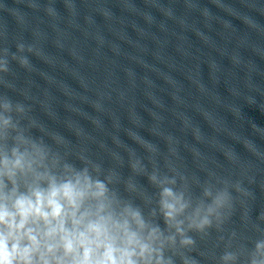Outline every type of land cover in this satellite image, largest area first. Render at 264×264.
<instances>
[{"label": "water", "instance_id": "water-1", "mask_svg": "<svg viewBox=\"0 0 264 264\" xmlns=\"http://www.w3.org/2000/svg\"><path fill=\"white\" fill-rule=\"evenodd\" d=\"M0 59L25 135L100 165L162 230L149 175L175 176L194 202L227 186L221 229L189 233L199 264L264 238V0H0Z\"/></svg>", "mask_w": 264, "mask_h": 264}, {"label": "clouds", "instance_id": "clouds-1", "mask_svg": "<svg viewBox=\"0 0 264 264\" xmlns=\"http://www.w3.org/2000/svg\"><path fill=\"white\" fill-rule=\"evenodd\" d=\"M19 62L28 65L25 58ZM8 70L7 59H0V72ZM13 112L22 116L25 108L0 98V264H174V256L182 264H199L186 254L196 246L189 233L203 237L221 229L225 210L233 207L227 186L214 191L207 184L194 202L187 185L176 187L175 176L149 175L159 190L150 217H163L162 230L110 187L111 175L101 178L100 165L62 162L42 140L25 135ZM219 260L264 264V238L246 255L226 250Z\"/></svg>", "mask_w": 264, "mask_h": 264}]
</instances>
